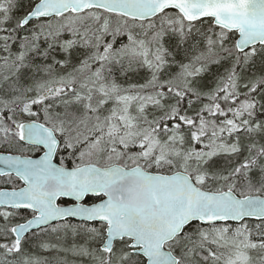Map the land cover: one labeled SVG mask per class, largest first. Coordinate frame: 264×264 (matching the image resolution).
<instances>
[{"label": "snow or ice", "instance_id": "1", "mask_svg": "<svg viewBox=\"0 0 264 264\" xmlns=\"http://www.w3.org/2000/svg\"><path fill=\"white\" fill-rule=\"evenodd\" d=\"M0 264H264V0H0Z\"/></svg>", "mask_w": 264, "mask_h": 264}]
</instances>
